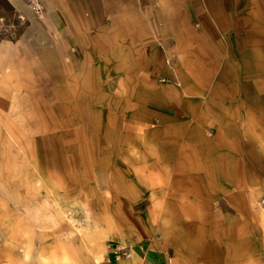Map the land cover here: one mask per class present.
<instances>
[{"label":"rangeland","instance_id":"obj_1","mask_svg":"<svg viewBox=\"0 0 264 264\" xmlns=\"http://www.w3.org/2000/svg\"><path fill=\"white\" fill-rule=\"evenodd\" d=\"M21 1L0 0V44L24 40L32 70L0 78V264H119L135 243L149 255L136 264H264V175L224 191L158 167L159 122H134L120 79L60 77L54 17Z\"/></svg>","mask_w":264,"mask_h":264},{"label":"crops","instance_id":"obj_2","mask_svg":"<svg viewBox=\"0 0 264 264\" xmlns=\"http://www.w3.org/2000/svg\"><path fill=\"white\" fill-rule=\"evenodd\" d=\"M41 2L44 15L54 17L50 25L63 56L59 76L78 87L84 79L88 87L96 85L90 79H120L125 103L135 98L134 122H159L151 129L158 167L171 174L220 176L224 191L260 182L264 0ZM25 51L24 40L0 44V78L31 73ZM65 54L71 56L70 70ZM96 62L106 64V75L95 69ZM186 216L179 213L175 221H188ZM123 256L119 264L149 259L143 243L127 247ZM117 259L111 255L106 264Z\"/></svg>","mask_w":264,"mask_h":264},{"label":"built area","instance_id":"obj_3","mask_svg":"<svg viewBox=\"0 0 264 264\" xmlns=\"http://www.w3.org/2000/svg\"><path fill=\"white\" fill-rule=\"evenodd\" d=\"M261 204H263V205H264V198H262V199H261Z\"/></svg>","mask_w":264,"mask_h":264}]
</instances>
